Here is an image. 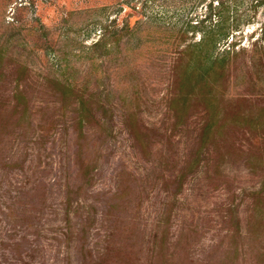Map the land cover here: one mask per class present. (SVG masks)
I'll use <instances>...</instances> for the list:
<instances>
[{"label":"rangeland","instance_id":"obj_1","mask_svg":"<svg viewBox=\"0 0 264 264\" xmlns=\"http://www.w3.org/2000/svg\"><path fill=\"white\" fill-rule=\"evenodd\" d=\"M111 1L0 0V35L20 30L7 46L0 82V264H122L126 237L134 264H158L159 242L167 246V264H212L231 243L230 210L240 227L237 264H258L245 224L264 203V0H224L238 43L211 85L213 104L198 91L186 94L173 76L194 39L187 24L205 19L216 0H156L143 10L135 0L140 9L129 22L142 24L134 39L121 40L114 57L84 54L83 42L97 39L81 33L97 16L87 9ZM110 12L120 23L129 10ZM150 16L154 22L147 23ZM120 52L131 59V83V75L115 72ZM96 65L108 74L98 78ZM61 84L79 93H66ZM131 95L139 105L135 125L121 107V96ZM179 95L188 100H173ZM101 114L111 119L112 138L105 141ZM210 116L216 131L189 169ZM88 166L85 182L81 171ZM125 189L131 194L117 212L110 210L118 203L112 196ZM85 206L94 208L88 234L79 228ZM192 222L200 229L189 235ZM128 228L133 235L125 236Z\"/></svg>","mask_w":264,"mask_h":264},{"label":"trees","instance_id":"obj_2","mask_svg":"<svg viewBox=\"0 0 264 264\" xmlns=\"http://www.w3.org/2000/svg\"><path fill=\"white\" fill-rule=\"evenodd\" d=\"M135 0H113L111 1V4L109 5H100V6H94L87 10L95 9L90 12L96 13L97 16L92 24L86 23L85 26H82L81 33L83 34L84 39L90 37L94 33L97 35V39L92 42L91 45L86 44V40L84 43V48L86 51H84V54H88V52L96 53L100 52V55L103 54V57L110 58L114 57L115 54L117 55L119 52V43L124 38H127L128 40L131 38L134 39L133 34L134 28L139 30V27L141 26L142 22L137 21L133 26L129 22V15L131 13H135V11L139 10L137 9V5L134 4ZM156 0H137L136 3L140 4L141 10L145 9L149 3L155 2ZM169 1H175V0H169ZM264 3V1H263ZM126 8L129 10V13L126 14V17L123 18L120 23H118V20L115 17H110L107 15V12L111 11L110 13H113L116 11L117 13L126 12ZM86 9H84L82 12H85ZM81 12V10L79 11ZM228 4L225 3L224 0H216L209 4L208 13L205 17V19L197 21V22H189L187 24V27L189 28V31L192 35H194V39L187 44L184 51L180 53V56L178 57L177 61L175 62V74H174V84L179 85L182 90L186 91V94H194V92L198 91L200 94H206L207 97H204V101H208L209 103L213 104L215 103V99L211 95L212 88L211 85L217 81L218 78H221L224 73V66L226 64L225 56H228L229 54H232L235 52L237 48L238 43V37L236 34V31H234L232 26L233 22L235 20L231 21L230 15H228ZM101 13L102 16H101ZM72 14V12L70 13ZM90 15H87V19ZM153 16L148 17L147 23L154 22ZM12 26V25H11ZM95 26L98 27L97 30H95ZM20 32L19 28H15L14 26L11 27V31L5 35H0V82L4 76L3 73V67L5 62L7 61L8 57V51L7 46L10 44L11 40L18 35ZM181 36V33H180ZM223 44H228L225 48L226 50L220 51V46ZM139 46L137 45L135 49H137ZM116 49L118 51H116ZM115 51V52H114ZM134 53V52H133ZM136 54V53H135ZM129 54H126L122 56L120 52V56L115 57L114 65L116 67L115 72H120L122 74H119L122 76V78L126 77L127 75H131L132 77H126L129 79L130 83L133 82L131 79L135 78V72L129 69L126 65L127 62H129L131 59L127 56ZM132 56V55H131ZM122 57V58H120ZM185 58H187L185 60ZM121 59V61H120ZM95 69L93 70V74L97 75L98 78H102L106 74H108L107 71L102 70L103 65H96ZM112 67V66H111ZM92 74V72H91ZM97 78V79H98ZM127 82V81H126ZM128 83V88L125 89L126 91H129V88H133L132 85ZM61 87L66 93L69 92H77L79 93V90L74 85H68V84H61ZM62 92V91H61ZM130 93V92H128ZM137 93V92H136ZM136 96V94H135ZM121 103H122V109L124 112V119L126 122H128L129 125L133 124L135 125V122H137V110L139 108V105L137 106V100H133L132 95L129 98H126L123 96ZM176 102H181L188 100V96H181L179 95L177 98L173 99ZM190 100V98H189ZM82 108H85L88 106L87 103L84 101L81 102ZM107 104L105 106H102V108L105 109V112ZM16 108V107H15ZM16 112L20 111L17 108L15 109ZM88 112L93 115V110L90 108L88 109ZM23 113V112H22ZM78 115H76V123L78 127L81 126V120H83V117L79 114L81 112H77ZM103 116V121H99V125L102 128L103 132H105V140H108L112 138V132L110 128V120L107 122L105 118V114H101ZM19 118V117H18ZM112 118V117H111ZM105 120V121H104ZM175 127V126H174ZM83 129L79 130V135L77 138L80 140L83 136L82 133ZM216 129L214 126V123L211 119L206 120V123L203 125L200 131V135L198 137L199 141L197 142V147L195 148L194 152L192 153L193 159L191 164L189 165V169L195 167L199 162V157L202 153V150L204 146L207 144L208 141L211 140V137L215 133ZM144 148L147 149L148 143L145 142L142 144ZM80 152L82 150H79L78 152V159H81ZM168 157H164L166 160ZM261 158V157H259ZM82 172V177L85 179V182L89 179L91 180V171L90 167H84ZM88 179H86V177ZM179 183V180H178ZM84 183L78 187V191L81 193H84ZM146 189V188H145ZM131 192L128 189H125L121 191V194L115 193L112 196L111 201L117 200L118 203L116 205L113 204L112 207H110V210H113L117 212V208L122 206V203L119 202L123 199L124 196L127 195V197L131 194ZM264 193V192H262ZM78 196V194L75 195V198ZM73 201V197H68L65 204H66V215L68 214V210L71 209L70 203ZM81 203V202H79ZM262 207L258 208L255 207L253 209V212L251 215L248 216L246 220V232L248 240H251L255 244V257L256 262L258 264H264V203ZM80 206V205H79ZM169 206V205H167ZM84 212L86 214V217L83 220V224L79 227L80 230L84 228V231L81 230L82 233L88 234V229L90 226H92L94 218V208L92 206H85ZM10 208V207H9ZM10 212H13L12 210ZM65 215V214H64ZM165 215V214H164ZM166 217V224L162 227H160L161 230L164 231V234L167 233L168 229V223L170 219V215ZM29 218V217H28ZM68 220V218L66 217ZM229 221L234 223V230L231 234V243L222 251V254L220 257H218L217 260L213 261L212 264H237L238 257L240 255V250L237 245H235V240L240 236L238 225V218L233 212V210L229 211L228 215ZM227 219V220H228ZM161 223H163V220H160ZM236 223V224H235ZM69 228L72 231V228L69 226ZM200 227L197 225H194L192 222V225L189 226V235L196 234L199 231ZM78 230V234L80 232ZM73 232V231H72ZM166 232V233H165ZM134 234V230L131 231V229L127 230V233L125 234ZM82 236H85L83 234ZM139 237V236H138ZM141 237H139L140 239ZM127 239V246L123 249V252L126 256V258H121L120 261L122 264H134L133 259L125 253V249L129 248L128 241L131 239ZM141 240V239H140ZM142 242V240H141ZM134 243H132L133 245ZM17 244L15 245V247ZM158 246V247H156ZM158 248H161V250H157ZM157 254L158 264H167L166 256H167V246L163 242H159L158 245L155 244L153 248ZM155 254V255H156ZM153 264H155V261H153Z\"/></svg>","mask_w":264,"mask_h":264}]
</instances>
